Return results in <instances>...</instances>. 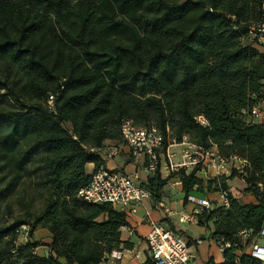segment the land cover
I'll return each mask as SVG.
<instances>
[{
	"label": "trees",
	"instance_id": "trees-1",
	"mask_svg": "<svg viewBox=\"0 0 264 264\" xmlns=\"http://www.w3.org/2000/svg\"><path fill=\"white\" fill-rule=\"evenodd\" d=\"M71 3L0 0V105L7 103L0 108V173L4 165L33 168L43 199L37 213L26 210L0 229L11 247L0 250V264H100L119 248L125 214L78 192L90 180L85 164L102 165L89 149L120 141L124 120L155 126L164 149L186 138L246 160L238 177L255 204L231 198L229 208L205 210L198 223L212 224L219 246L221 238L229 243L223 264H259L237 257L232 243L238 231H258L264 222V124L248 115L264 91V54L248 41L264 0ZM176 176L185 198L201 191L202 180L185 171L166 178L158 171L143 188L158 199ZM217 182L227 190L225 177ZM22 224L31 238L15 246ZM38 228L51 234L48 256L33 253L42 245L33 241Z\"/></svg>",
	"mask_w": 264,
	"mask_h": 264
},
{
	"label": "built area",
	"instance_id": "built-area-1",
	"mask_svg": "<svg viewBox=\"0 0 264 264\" xmlns=\"http://www.w3.org/2000/svg\"><path fill=\"white\" fill-rule=\"evenodd\" d=\"M249 43L254 47L264 48V6L263 17L257 22L249 32ZM248 115L252 118L259 116L258 105L251 108ZM198 123L205 124L203 117L197 118ZM120 140L130 150L134 156L143 155L146 158V170L152 173L160 171L161 160L165 155L164 169L168 174L185 171L186 173L208 175L209 171L214 174L215 182L213 189L219 188L214 199H210L205 191L203 197L197 194H190L187 201L196 208L204 211L214 207L229 208L231 193L228 190L220 189L217 182L224 176L231 175L233 172L244 174L248 167L246 160L237 155L222 156L216 147L205 148L189 142L183 138L181 142L172 141L171 144L181 145L179 152L180 160L175 162L177 153L169 152L168 147L164 149V137L155 126L138 127L130 120H124L120 127ZM90 152L96 155H103L110 159L116 155L115 148L102 147L99 149L90 148ZM177 185H182L178 178ZM264 190V185L258 184ZM199 189L198 186L195 187ZM78 197L88 203L110 204L113 207L124 208L128 204L139 205L144 199L151 197L150 193L138 185L134 177L126 175L121 171H109L104 165L94 168L88 184L78 192ZM185 219L190 217L185 216ZM150 231L145 237L149 256L154 264H190L191 254L189 251L188 240L167 230L162 226L152 222ZM16 239L13 241L15 246L25 244L30 241V226L22 224L15 232ZM232 245L235 253L239 256L246 255L264 264V222L258 231L243 229L236 233V238ZM223 238L220 239L219 249L223 253L229 247ZM36 252V248L33 253ZM112 262L120 261L122 252L112 251L109 254Z\"/></svg>",
	"mask_w": 264,
	"mask_h": 264
},
{
	"label": "crops",
	"instance_id": "crops-1",
	"mask_svg": "<svg viewBox=\"0 0 264 264\" xmlns=\"http://www.w3.org/2000/svg\"><path fill=\"white\" fill-rule=\"evenodd\" d=\"M260 53L264 54L263 47H254ZM264 69L262 70L263 74ZM259 116L257 118H251L254 122L264 124V91L262 97L257 99ZM172 142V141H171ZM168 151L177 153L175 162L180 160L179 152L182 148L181 145H174L169 142ZM107 148H115L117 150L116 155L108 159L103 155H98L102 165L109 171H121L126 175L134 177L135 182L143 187L147 184L150 178H153L155 173L146 170V158L143 155L134 156L130 150L118 140H107L104 142V146ZM165 155L161 160L160 173L163 178H166L169 174L164 169ZM95 164L93 162L85 164V174L91 176ZM240 174L233 172L230 176L225 177V184L227 190L231 193V197L236 200H241L245 204H255L253 196L247 192L246 183L242 180H238L237 176ZM197 178L202 180L201 191L197 192V196L203 197L206 195L212 199L217 195L218 190L208 186L209 182H214L216 179L212 171L208 172V175L197 174ZM240 178V177H239ZM177 176L167 180L166 185L163 187L159 198L155 199L153 196L144 199L139 205L128 204L124 208L114 207L118 211H122L127 220V226L120 229V245L118 249L122 252V258L120 261L112 262L109 255L100 264H145L147 259L150 258L147 243L145 237L150 231L151 223L154 222L167 230H171L175 234L184 237L189 241V251L191 254L190 264H223L224 257L219 249V244L216 240L212 239L211 233L213 227L209 223L208 226H202L198 223V218L203 213V209L196 208L190 204L185 198L182 191V185H177ZM240 181L241 183H237ZM235 186H241L244 194H240L238 190H235ZM219 189V188H218ZM224 190V189H222ZM205 195V196H206ZM213 197V198H212ZM252 202L246 203L245 199ZM185 216L190 219H185ZM44 229V228H42ZM47 239L43 241L44 245L36 248V254L39 256H48L51 253L50 243L51 234L47 229ZM237 257H240L239 253H235Z\"/></svg>",
	"mask_w": 264,
	"mask_h": 264
},
{
	"label": "rangeland",
	"instance_id": "rangeland-1",
	"mask_svg": "<svg viewBox=\"0 0 264 264\" xmlns=\"http://www.w3.org/2000/svg\"><path fill=\"white\" fill-rule=\"evenodd\" d=\"M73 2L74 0H72V3ZM0 94H4V92L1 90ZM6 104L7 103L0 105V108H6ZM28 171L29 172L25 170L13 169L11 171L10 167L4 165V169L0 173V229L2 227L10 226L14 222V219L24 215L26 210L37 213L41 208V202L43 199L36 186L33 168H28ZM237 179L241 180L242 178L238 177ZM10 182H15L14 188L11 191H5L7 184ZM236 182L241 183L240 181ZM242 188L241 186H235V190H238L240 194H244ZM231 198L232 197L230 196V199ZM252 201L251 197L250 200L245 199L246 203ZM215 206H217V204H215L214 207ZM46 239L47 235L44 229L38 228L33 232V241H38L42 244L40 246V250H42V246L44 245L43 241ZM6 248H11L9 245V237H2L0 238V250H4Z\"/></svg>",
	"mask_w": 264,
	"mask_h": 264
}]
</instances>
